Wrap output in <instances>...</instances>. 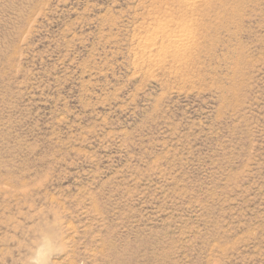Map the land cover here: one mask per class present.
I'll use <instances>...</instances> for the list:
<instances>
[{"label":"rangeland","instance_id":"rangeland-1","mask_svg":"<svg viewBox=\"0 0 264 264\" xmlns=\"http://www.w3.org/2000/svg\"><path fill=\"white\" fill-rule=\"evenodd\" d=\"M43 229L51 264H264V0H0V264Z\"/></svg>","mask_w":264,"mask_h":264},{"label":"clouds","instance_id":"clouds-1","mask_svg":"<svg viewBox=\"0 0 264 264\" xmlns=\"http://www.w3.org/2000/svg\"><path fill=\"white\" fill-rule=\"evenodd\" d=\"M60 251L61 245L58 238L43 229L39 232L38 239L28 248L23 264H51Z\"/></svg>","mask_w":264,"mask_h":264},{"label":"bare ground","instance_id":"bare-ground-1","mask_svg":"<svg viewBox=\"0 0 264 264\" xmlns=\"http://www.w3.org/2000/svg\"><path fill=\"white\" fill-rule=\"evenodd\" d=\"M194 0H185V2H189V3H193ZM188 40V37L185 38V35H174L173 37L169 38V47L170 45L172 46V48H176L174 49L175 51L181 50L183 46H185V41ZM184 48V47H183ZM163 49V48H162Z\"/></svg>","mask_w":264,"mask_h":264}]
</instances>
